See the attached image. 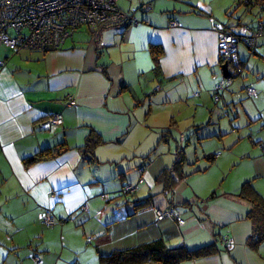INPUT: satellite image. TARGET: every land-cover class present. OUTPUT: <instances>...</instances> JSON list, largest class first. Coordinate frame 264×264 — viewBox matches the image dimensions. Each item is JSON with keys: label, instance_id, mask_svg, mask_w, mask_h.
Segmentation results:
<instances>
[{"label": "crops", "instance_id": "obj_1", "mask_svg": "<svg viewBox=\"0 0 264 264\" xmlns=\"http://www.w3.org/2000/svg\"><path fill=\"white\" fill-rule=\"evenodd\" d=\"M145 4L147 9L142 8ZM235 4L244 14L254 6L245 0H118L136 23L102 29L96 38L84 27L60 48L46 51L14 52L0 45V60L5 62L0 72V264H103L101 254L157 238L190 250L213 242L219 245L218 253L182 264H264V241L258 248L247 243L252 233L247 218L251 204L239 196L242 186L219 192L212 183L199 186L195 182L193 191L185 175L172 192H166L157 181L175 162L180 148L172 153L171 162L160 152L163 141L173 135L174 117L181 115L173 113V108H187L194 88L200 89L195 96L202 101L209 96L214 99L220 81L217 71L220 68L223 73L224 63L218 29L240 32L248 25L238 20L236 28L228 30L222 24L226 17L222 11L227 14ZM260 17L256 23L264 19L263 14ZM172 21L178 24L171 26ZM260 41L264 44V36L258 45ZM151 44L163 48L158 69ZM245 59H241L244 71ZM206 70H212L215 80ZM258 84L263 88L261 95L256 88L255 96L247 95L255 97L251 102L261 123L264 75ZM238 88L230 87L223 96L232 98ZM70 94L76 96L74 105L69 104ZM219 101L215 100L214 114L230 102ZM153 105L169 115L164 128L157 123L151 126V119L158 115ZM55 113L63 116V124L54 131L42 128L40 122ZM251 119L248 138L256 145L253 157L260 159L258 174L244 183L251 181L264 198L256 180L264 175V145L262 153L257 149L264 143V125L257 127L259 123ZM91 133L101 140L94 156L83 147ZM219 134L220 121L214 120L212 127H198L194 137L202 141ZM60 144L66 149L57 157L26 163L27 158ZM213 155L212 161L209 156ZM206 158L210 163L216 160L212 153ZM200 168L195 172L199 176L208 169ZM142 177L144 182L139 183ZM128 184L135 190L125 192ZM100 200L115 205L100 207ZM146 201V206L137 207ZM170 206L180 210L184 224L157 220V211ZM47 211L62 222L45 225ZM105 214L110 218L103 219L101 227L120 222L125 228L133 222L135 228L89 231L87 244L98 240L96 246L75 238L77 231H65L71 220L79 224L82 218ZM58 223L61 227L55 229ZM225 239L232 242L230 249Z\"/></svg>", "mask_w": 264, "mask_h": 264}, {"label": "rangeland", "instance_id": "obj_2", "mask_svg": "<svg viewBox=\"0 0 264 264\" xmlns=\"http://www.w3.org/2000/svg\"><path fill=\"white\" fill-rule=\"evenodd\" d=\"M246 1L248 0H245V2ZM251 1L254 2V0ZM243 4L241 6H243ZM236 5L237 4L233 5V7L228 10L227 14L222 11L224 15H226L225 20L222 21V24H224L228 30L235 29L238 20H241V22L248 25L256 24L257 20L261 18L260 16H262V14L264 15L262 12L258 13V11L261 9V7L258 5L252 4L254 6H252V8H250L248 11H245V14L244 12H238V7ZM9 32L13 34L12 30ZM261 41L258 45L260 48L257 46L249 48L243 42L239 44L238 53L241 59L246 58V69L243 74H233L234 86L231 84L226 90L219 93L220 101L218 100V103L223 104L224 100L230 101L228 104H224L223 108L220 110V112H218L219 114H214V112H212V109L216 108L217 103L213 99V96H209L207 98L205 97V99L202 101L201 97H198L197 95L195 96L196 88H194L193 91L190 89L187 97L189 103L187 108H184L183 110H181L179 107H176L175 109L173 108V110H175L173 113L177 114V112H181V115L174 117L176 122L172 128L173 135L168 136L167 141L165 140L166 142H162L163 144L161 146L160 152L164 154L166 161L170 160L169 162H171L173 159L172 153L177 150L178 146L185 150L187 162L184 167L186 171L185 175L186 179L188 180L187 184L192 189V186H195L196 184L195 182L199 183V186H202L203 183H212L216 187H214L213 190L222 192L224 188L232 189L237 186L241 187L246 179H253L256 174H258V159H260V157H253L256 156L253 152H257V150L256 145L252 144L250 138H248V135L251 131L250 126H248V120L252 116L251 120H255V123L258 122L259 125L255 126L260 128H262V125H264V120L261 119V123L259 122V114L258 112L255 113V109L251 102L254 101L255 97H248L246 90L248 87L247 84H253L251 86L256 88L260 95L261 91L263 90L261 85L258 84L259 78L264 75V44H261ZM256 49L257 52L255 53L254 50ZM232 71L233 67L231 65L230 72ZM209 72L211 74L212 80H215L212 70H206V74ZM217 72L219 81L224 77V74L221 72L220 68ZM235 85H240V88L235 90V95L232 98H225L223 95L228 92L230 87H235ZM199 91L200 89L198 88L196 92ZM262 94H264V91ZM153 107V110L158 115L151 119L153 121V123L151 122V126L154 124L156 125L157 123L160 126L159 128H164L167 124L166 122L169 119V115L166 116L165 111H163L162 108H155V105H153ZM159 109H161L163 112H158ZM247 112L250 113L249 116H247ZM214 120L220 121V127L222 129L221 135L219 134L214 137L206 138L202 141L197 139V136L194 137L195 131L198 127H212ZM251 124L253 123H250L249 125ZM252 130L256 131L255 127H252ZM262 145H264L262 142L258 144L257 149L259 151ZM210 153L215 154L216 156V160L212 163H210L206 158V155ZM247 154H251L252 156L247 157ZM197 167L208 169L199 176V173H195ZM189 172H192V174ZM256 180L258 181L257 184L262 186L264 190V175H260ZM210 192L212 191H209L207 194H210ZM114 205L115 203L112 202H100V207H113ZM107 218H110V216L107 217L106 214L105 216L92 215L91 217L80 219L78 221L79 224H77V220H71L67 223L65 231H77L75 233V238H79L81 240L83 238V242L86 246H96L98 240H94L92 243L87 244V236H92L88 235L90 234L89 231H102L104 229L107 231H131L135 228L133 225H131L133 222H129V225L126 224L125 228L120 225V222L112 223L109 225V227H101L102 220ZM57 227H61V224L58 223L55 229H57ZM80 242L82 244V241H79L78 243Z\"/></svg>", "mask_w": 264, "mask_h": 264}, {"label": "built area", "instance_id": "obj_3", "mask_svg": "<svg viewBox=\"0 0 264 264\" xmlns=\"http://www.w3.org/2000/svg\"><path fill=\"white\" fill-rule=\"evenodd\" d=\"M149 5L142 6L147 9ZM133 15L122 10L118 0H0V45H6L14 52L21 50H47L57 49L73 37L76 31L89 28L99 36L102 29L115 28L120 25L136 23ZM178 23L172 21L171 26ZM13 31L11 34L9 31ZM264 36V23H260L256 30L247 26L242 31L234 32L218 29V49L220 58L229 61L234 74L244 71L238 53V46L243 42L248 47H255L259 38ZM5 62L0 60V72ZM232 84V76L220 79L215 87L214 99L219 100V93ZM257 90L250 86L247 88L249 96H255ZM77 103L75 95H69V104ZM63 124V116L55 113L40 122V126L54 131ZM145 171V166L141 167ZM144 178L139 180L143 183ZM135 187L128 184L125 192L134 191ZM179 216L173 209L158 210V219L169 216ZM184 223L183 219H179ZM58 221L50 211L44 215L43 223L52 226ZM226 241V240H225Z\"/></svg>", "mask_w": 264, "mask_h": 264}, {"label": "trees", "instance_id": "obj_4", "mask_svg": "<svg viewBox=\"0 0 264 264\" xmlns=\"http://www.w3.org/2000/svg\"><path fill=\"white\" fill-rule=\"evenodd\" d=\"M246 3L249 5H258L262 10H264V0H254V2L248 0ZM260 23H264L263 19L259 20V22L254 26H245H247L250 30H256ZM257 45L258 41L256 46ZM151 52L153 53L155 61L157 62L158 69L159 58L162 55L163 48L160 45L151 44ZM100 141L101 140L97 137V134H89L87 142L85 143V146H83L86 150V153H90L92 156H94V150ZM57 146L54 148H47L36 153L35 155L27 158L26 163L31 164L57 157L66 149V147L62 144H60L59 147ZM209 159L213 161L215 159L214 155L209 156ZM186 163L185 150L183 148H179L177 151L176 160L172 166L165 168L157 177V181L164 184L166 192H172V190L183 179H185L183 168ZM239 196L251 204L247 218L251 221L252 233L249 236L247 243L253 248H258V246L264 241V198L254 188L251 181H246L242 185ZM147 204L148 201L137 205V207H144ZM168 209H173L176 213H178L179 216L173 215L163 219H158V216L156 215L158 221H163L168 218L177 221L179 224L185 223V219L181 217L180 210H178L176 207L170 206L159 210ZM180 218L184 220V223H180ZM225 240L223 242L225 243L226 249H230L233 245L232 242L229 241V239ZM218 252L219 245H217L216 242L190 250L185 246H169L164 239L157 238L153 241L144 242L132 248L115 249L110 254H101L100 260L103 264H182L185 261L211 256Z\"/></svg>", "mask_w": 264, "mask_h": 264}, {"label": "water", "instance_id": "obj_5", "mask_svg": "<svg viewBox=\"0 0 264 264\" xmlns=\"http://www.w3.org/2000/svg\"><path fill=\"white\" fill-rule=\"evenodd\" d=\"M223 74L225 76H229L230 75V69H229V61H225L222 65H221Z\"/></svg>", "mask_w": 264, "mask_h": 264}]
</instances>
